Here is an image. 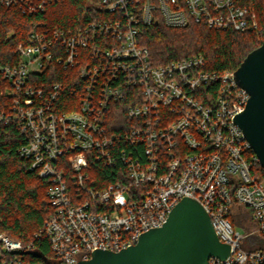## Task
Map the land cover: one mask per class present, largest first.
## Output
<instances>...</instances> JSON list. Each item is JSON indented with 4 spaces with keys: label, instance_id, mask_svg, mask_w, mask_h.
Returning <instances> with one entry per match:
<instances>
[{
    "label": "built area",
    "instance_id": "1",
    "mask_svg": "<svg viewBox=\"0 0 264 264\" xmlns=\"http://www.w3.org/2000/svg\"><path fill=\"white\" fill-rule=\"evenodd\" d=\"M0 1L32 15L58 0ZM93 3L116 16L68 33L49 31L40 22L42 28L17 46L18 63L0 64V121L18 125L27 138L21 156L50 180L54 210L34 236L47 237L57 264H78L97 249L121 251L136 244L190 197L209 213L219 239L231 245L229 256H212L207 264H264V249L242 245L254 235L264 241L260 158L236 122L250 94L235 71L205 69L202 54L156 65L149 48L137 43L141 24L160 21L262 34L256 11L242 0ZM55 44L65 47V57L57 54L59 62L78 66L83 82L77 107L69 112L54 108L61 83L47 93L44 85L33 86L51 63ZM210 85L217 86L202 94ZM127 99L123 108L116 105ZM118 109L126 118L116 117ZM97 162L118 167L116 179L101 187L93 184ZM234 203L251 210V219L240 221L249 225L245 233L230 218ZM0 245V264H29L7 254L32 250L33 243L0 233Z\"/></svg>",
    "mask_w": 264,
    "mask_h": 264
},
{
    "label": "trees",
    "instance_id": "2",
    "mask_svg": "<svg viewBox=\"0 0 264 264\" xmlns=\"http://www.w3.org/2000/svg\"><path fill=\"white\" fill-rule=\"evenodd\" d=\"M242 4L253 7L264 28V0H242ZM115 16L97 7L91 0H58L49 4L44 12L32 15L19 6H6L0 1V64L18 63L17 46L27 41L29 32L42 28L40 22L49 31L61 30L68 33L70 30L87 27L95 19L108 20ZM263 40L264 32L261 34L255 30L214 29L202 23L171 27L162 21L152 25L141 24L137 36V43L149 48L153 64L202 54L205 69L210 71H236L245 57ZM107 42L104 40L103 44ZM58 44H55L51 63L45 72L36 75L33 86L44 85L47 93L56 83H61L63 89L54 108L59 112H69L77 107V94L81 93L83 82L78 76V66L66 67L63 62H59L57 54L65 57L66 53L65 47ZM82 51L84 53L88 50ZM216 86L203 87L202 94ZM129 101H120L116 105L123 108ZM115 113L116 117L126 118L125 110L118 109ZM112 129L121 130L120 127ZM26 141L27 138L22 135L18 125L0 121V233H6L25 244H34V249L7 254L10 257L18 256L29 264H53L55 257L47 237L34 236L43 228L54 210L48 195L50 180L31 170L30 160L21 156L20 147ZM130 147L133 150L136 148ZM137 148L142 154L143 148ZM117 171L118 167L95 163L96 181L93 184L101 187L114 181ZM257 171L264 178L261 166ZM246 209L245 206L234 203L230 214L234 225H239L242 219H251V212L247 214ZM245 230H249V225L245 226ZM242 245L247 249H264V241L260 235L245 239ZM1 261L2 258L0 263Z\"/></svg>",
    "mask_w": 264,
    "mask_h": 264
},
{
    "label": "water",
    "instance_id": "3",
    "mask_svg": "<svg viewBox=\"0 0 264 264\" xmlns=\"http://www.w3.org/2000/svg\"><path fill=\"white\" fill-rule=\"evenodd\" d=\"M235 78L250 94L236 122L264 170V40L245 57ZM230 251L231 245L219 239L203 205L184 197L163 226L143 233L136 244L121 251L97 249L78 264H207L210 257L226 258Z\"/></svg>",
    "mask_w": 264,
    "mask_h": 264
},
{
    "label": "rangeland",
    "instance_id": "4",
    "mask_svg": "<svg viewBox=\"0 0 264 264\" xmlns=\"http://www.w3.org/2000/svg\"><path fill=\"white\" fill-rule=\"evenodd\" d=\"M91 1L94 2L95 0H91ZM245 212H247V214H248L249 212H251V210L249 208H247ZM254 224H255V222H253V221L250 222L251 228H253ZM235 228L238 229V230H240L243 233L247 232L245 230V226L243 224H241V223L239 225H237V226L235 225ZM246 239H249V238H246ZM53 264H57V261L54 260Z\"/></svg>",
    "mask_w": 264,
    "mask_h": 264
}]
</instances>
